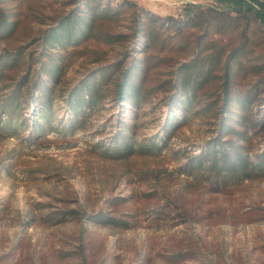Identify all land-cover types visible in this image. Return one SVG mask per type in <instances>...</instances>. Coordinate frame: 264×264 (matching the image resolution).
I'll return each mask as SVG.
<instances>
[{
    "label": "rangeland",
    "instance_id": "rangeland-1",
    "mask_svg": "<svg viewBox=\"0 0 264 264\" xmlns=\"http://www.w3.org/2000/svg\"><path fill=\"white\" fill-rule=\"evenodd\" d=\"M75 1L0 0V103H19L0 113V264H264V29L224 0H128L46 49ZM216 140L248 170L190 161Z\"/></svg>",
    "mask_w": 264,
    "mask_h": 264
},
{
    "label": "trees",
    "instance_id": "trees-1",
    "mask_svg": "<svg viewBox=\"0 0 264 264\" xmlns=\"http://www.w3.org/2000/svg\"><path fill=\"white\" fill-rule=\"evenodd\" d=\"M113 0H76L75 4H77L76 11L71 12L67 17L62 19L58 23V27L54 31H50L44 38V47L47 49L48 47L57 49H67L69 45H77L80 40H88L93 35V30L96 22L98 20H108L112 19L114 17H118L119 13H127L129 11H132V7L134 6L132 3H130L128 0H122V3L117 5V8L119 9H113L112 2ZM225 2H229L231 5V10L236 13V16L238 17H244L247 18L249 21L254 20L256 24H258L262 29H264V0H224ZM114 10V11H113ZM134 18L137 21V24L141 29H143V26H146V20L145 13L134 11ZM0 19L2 20V23L0 24H6L3 31L6 30V27L9 24V17L4 14V12L0 9ZM161 25H156V27H160ZM151 31V30H150ZM152 32V31H151ZM4 59V58H3ZM2 59V60H3ZM51 67V65L44 64L43 71L46 76H48L52 81H57L60 70L59 67L55 66ZM42 75V74H41ZM89 85H87L88 87ZM124 87L121 89L120 94L125 93ZM95 90V89H94ZM94 90L86 93L85 88H77L74 90V93L77 95V101L79 104H82L84 101V98H92ZM135 92L138 94L135 95ZM228 92V91H227ZM194 93V92H193ZM190 92V101L189 105L192 104L193 99L195 98V94ZM141 94V91H138L137 89H133V92L131 93V96H136L137 100H139V96ZM249 98V94L247 95V99ZM18 97H16V100ZM229 99V97H228ZM40 100H44L42 97ZM182 102V101H181ZM178 104L179 106L186 105L185 102ZM137 102H133V104H136ZM18 104L15 101L11 102V99H9L6 102L0 103V113L8 108H18ZM2 105V106H1ZM229 104L226 101L223 104V108L225 111H228ZM172 110V108H171ZM231 115H233L232 111L227 113V118L224 119V121L221 124V133L224 134H230V132L235 131L233 128L231 129V126L228 122V119H231ZM12 123V118H10L7 121V124L10 125ZM174 121L172 119L167 121L165 124L166 131L164 132V137H170L172 131L174 129ZM131 127H134L132 125ZM170 130V131H169ZM239 134V133H237ZM240 135V134H239ZM152 144V143H151ZM135 145L134 143H127L126 144V150H129L131 153H136L134 149ZM155 150L152 147L148 146H140L139 152H153ZM235 162L231 163L230 161V154L226 152V149L224 146H222L219 141H213L210 142L207 145V148L203 151L201 156L191 158V162H199L200 166L199 168H204L203 162L207 161L209 162V165L206 167L210 170H220L222 172H230V173H236L240 171H246L251 166L249 162L245 159H243V154L236 152L235 154ZM179 257L180 255H176L171 257L169 260L172 262V259Z\"/></svg>",
    "mask_w": 264,
    "mask_h": 264
}]
</instances>
